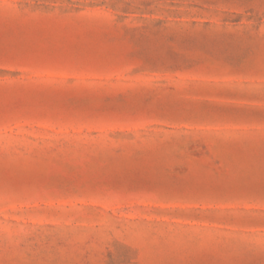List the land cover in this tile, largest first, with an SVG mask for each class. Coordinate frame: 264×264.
Masks as SVG:
<instances>
[{"label":"rangeland","instance_id":"rangeland-1","mask_svg":"<svg viewBox=\"0 0 264 264\" xmlns=\"http://www.w3.org/2000/svg\"><path fill=\"white\" fill-rule=\"evenodd\" d=\"M0 264H264V0H0Z\"/></svg>","mask_w":264,"mask_h":264}]
</instances>
